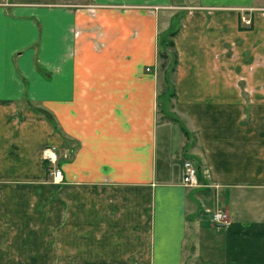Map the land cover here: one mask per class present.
Wrapping results in <instances>:
<instances>
[{
	"label": "crops",
	"instance_id": "obj_1",
	"mask_svg": "<svg viewBox=\"0 0 264 264\" xmlns=\"http://www.w3.org/2000/svg\"><path fill=\"white\" fill-rule=\"evenodd\" d=\"M86 2L0 0V264H264V0Z\"/></svg>",
	"mask_w": 264,
	"mask_h": 264
},
{
	"label": "built area",
	"instance_id": "obj_2",
	"mask_svg": "<svg viewBox=\"0 0 264 264\" xmlns=\"http://www.w3.org/2000/svg\"><path fill=\"white\" fill-rule=\"evenodd\" d=\"M242 22L246 25L250 24V19H242ZM148 71V69L146 70ZM42 158L47 164L48 171L51 174V178L54 183H60L62 181V171L57 168L58 156L54 147H46L42 152ZM181 184L186 188L199 187L196 168L190 162L183 163V170L181 175ZM210 222L213 226L223 229L230 224L229 216L220 210H217L210 215Z\"/></svg>",
	"mask_w": 264,
	"mask_h": 264
},
{
	"label": "rangeland",
	"instance_id": "obj_3",
	"mask_svg": "<svg viewBox=\"0 0 264 264\" xmlns=\"http://www.w3.org/2000/svg\"><path fill=\"white\" fill-rule=\"evenodd\" d=\"M15 1H17V2H25V1H32V0H15ZM41 1V0H40ZM54 1H57V0H54ZM75 2H76V6L77 5H85L87 2H86V0H74ZM62 2H64V1H62ZM257 12H264V11H261V10H259V9H255ZM255 11V12H256ZM248 13H250V12H248ZM249 19V16H248V18H245V20H248ZM243 23V22H242ZM243 25H245V26H247V27H249L250 25H251V21H250V24L249 25H246V24H244L243 23ZM172 60V59H171ZM171 60H169L167 63H166V67H168V65H169V63H170V61ZM164 62L162 61V60H160L159 59V69L162 71V69H163V67L161 68V65L163 64ZM163 71H164V69H163ZM160 75H162V72L160 73V71H159V74H158V76H160ZM161 89L159 88V91H160ZM161 93L159 92V95H160ZM163 100V98H159V102H161ZM48 112H46V114H47ZM50 121L51 120H53L52 118H48ZM46 149V148H45ZM57 153V152H56ZM58 156V155H57ZM57 168L59 169V167H58V163H57ZM50 169V168H49ZM49 172V171H48ZM47 172V180H48V182H50V183H54L53 182V180H52V178H51V174H50V172L48 173ZM58 185H61V184H58ZM78 190V195H80V197L79 198H82V197H84L85 199H86V201L87 202H89V187H86V188H84L83 190H82V188H79V189H77ZM80 193H83L82 195L80 194ZM71 209H73V207L71 208ZM71 209H70V211H66V213L68 214V219L67 218H64V220H62V222H61V228L62 229H71V230H73L74 229V227L76 226L75 225V223L71 220V215L72 214H76V211H71ZM74 209L75 210H82L81 209V207H79V206H76V207H74ZM188 256H189V254L188 253H186L185 254V258H183L186 262H188ZM54 257V255H52V258ZM55 257L57 258V259H54L53 260V262L52 263H54V264H89V254H77V255H73V254H61V253H57L56 255H55ZM191 258V257H190ZM51 264V263H50Z\"/></svg>",
	"mask_w": 264,
	"mask_h": 264
},
{
	"label": "trees",
	"instance_id": "obj_4",
	"mask_svg": "<svg viewBox=\"0 0 264 264\" xmlns=\"http://www.w3.org/2000/svg\"><path fill=\"white\" fill-rule=\"evenodd\" d=\"M175 35L174 31H169V33L163 34L159 37V53L158 57L160 60H162L164 63L161 65V68L163 67L162 71L164 72V81L168 83L170 74L174 71L176 66V59L173 54H171L168 50L173 47L172 42L170 39ZM173 55V56H172ZM172 59V60H171ZM168 67H166V63L169 61ZM44 169H46V163L43 165Z\"/></svg>",
	"mask_w": 264,
	"mask_h": 264
}]
</instances>
